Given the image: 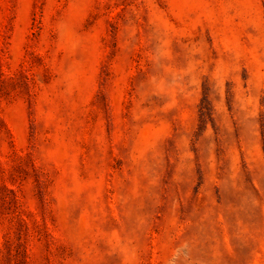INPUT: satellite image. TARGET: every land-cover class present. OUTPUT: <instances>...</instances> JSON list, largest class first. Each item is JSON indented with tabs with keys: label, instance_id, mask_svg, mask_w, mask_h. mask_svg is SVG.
Here are the masks:
<instances>
[{
	"label": "rangeland",
	"instance_id": "374dc122",
	"mask_svg": "<svg viewBox=\"0 0 264 264\" xmlns=\"http://www.w3.org/2000/svg\"><path fill=\"white\" fill-rule=\"evenodd\" d=\"M0 264H264V0H0Z\"/></svg>",
	"mask_w": 264,
	"mask_h": 264
}]
</instances>
